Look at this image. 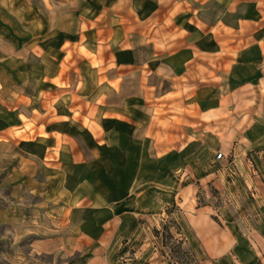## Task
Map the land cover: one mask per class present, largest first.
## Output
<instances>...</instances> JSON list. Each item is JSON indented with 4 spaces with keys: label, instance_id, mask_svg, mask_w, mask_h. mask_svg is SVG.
Instances as JSON below:
<instances>
[{
    "label": "rangeland",
    "instance_id": "1",
    "mask_svg": "<svg viewBox=\"0 0 264 264\" xmlns=\"http://www.w3.org/2000/svg\"><path fill=\"white\" fill-rule=\"evenodd\" d=\"M261 176L264 0H0V264H173L174 201L202 255Z\"/></svg>",
    "mask_w": 264,
    "mask_h": 264
},
{
    "label": "crops",
    "instance_id": "2",
    "mask_svg": "<svg viewBox=\"0 0 264 264\" xmlns=\"http://www.w3.org/2000/svg\"><path fill=\"white\" fill-rule=\"evenodd\" d=\"M96 139L101 140L97 137ZM260 210L264 214V204ZM250 223L256 233L264 239V217H259L255 223ZM194 230L200 242L202 255H199L197 249L193 247L196 258L188 264H253L260 258L264 264L263 246L237 223L228 226L203 212L194 221Z\"/></svg>",
    "mask_w": 264,
    "mask_h": 264
},
{
    "label": "trees",
    "instance_id": "3",
    "mask_svg": "<svg viewBox=\"0 0 264 264\" xmlns=\"http://www.w3.org/2000/svg\"><path fill=\"white\" fill-rule=\"evenodd\" d=\"M261 180L264 181V178L261 176ZM216 192L218 190L215 189ZM203 192V189L200 185L199 190L197 192L199 204H206L204 202H201V195L200 193ZM215 194V193H214ZM218 194V193H217ZM216 196H219L217 195ZM164 211L166 215L162 216L161 225L160 227H157L156 225L153 226V233L160 238L161 243V251L164 254L166 251L165 247L168 246V237L173 239L172 248L175 251V258L173 259V264H188L194 261L196 258V253L192 245L190 244L188 237L186 233L184 232L182 219H183V212L182 208L174 201L172 204H166L164 207ZM212 217L221 223V221L218 219L217 215H213ZM233 220H235V217L232 216ZM258 220L257 217H251L249 219V222L255 223ZM140 221V219H138ZM240 228H243L242 225L238 224ZM248 229H250V232L248 230H244L253 238V234L251 232L256 231L253 229L252 224L246 222V226ZM253 264H263L262 259H258Z\"/></svg>",
    "mask_w": 264,
    "mask_h": 264
},
{
    "label": "built area",
    "instance_id": "4",
    "mask_svg": "<svg viewBox=\"0 0 264 264\" xmlns=\"http://www.w3.org/2000/svg\"><path fill=\"white\" fill-rule=\"evenodd\" d=\"M218 156H221V153H219Z\"/></svg>",
    "mask_w": 264,
    "mask_h": 264
}]
</instances>
